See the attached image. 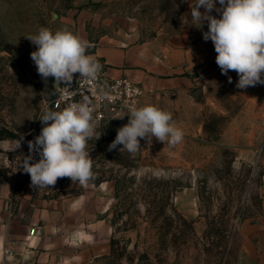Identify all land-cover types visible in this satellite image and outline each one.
<instances>
[{"label":"rangeland","instance_id":"obj_1","mask_svg":"<svg viewBox=\"0 0 264 264\" xmlns=\"http://www.w3.org/2000/svg\"><path fill=\"white\" fill-rule=\"evenodd\" d=\"M187 10V0H0V226L12 222L3 252L35 226L64 247L69 264H258L244 230L264 222V84L237 88L235 71L221 74L211 40L206 54L192 56L185 82L157 77L137 105L170 111L183 131L177 145L153 137L135 154L123 145L109 151L128 111L97 122L87 186L64 177L35 190L19 167L44 126V99L55 95L29 73L37 48L26 37L41 27L83 31L87 53L100 41L166 43L192 22Z\"/></svg>","mask_w":264,"mask_h":264},{"label":"clouds","instance_id":"obj_2","mask_svg":"<svg viewBox=\"0 0 264 264\" xmlns=\"http://www.w3.org/2000/svg\"><path fill=\"white\" fill-rule=\"evenodd\" d=\"M216 2L191 0L192 25L203 29L207 21L208 30L203 32V39L212 41L221 74L237 73V88L264 84V0H219L218 8ZM214 9L221 14L220 18L211 14ZM26 38L36 45L37 50L30 55L38 75L45 82L53 77L55 84L65 83L69 88L67 85L74 74L79 73V80L96 81L102 71V65L87 53L91 47L89 42L67 28L53 32L41 27L37 34ZM228 80L232 82L230 76ZM106 95L101 89L97 99L102 100ZM95 107L92 99L85 95L81 101L70 103L61 111L44 109L39 118L44 126L34 141L28 142L30 154L23 159L17 158L19 167L30 175V187L35 190L50 188L64 177L87 186L94 179L93 159L87 142L94 137L98 140L101 135L96 132ZM127 115L128 123L117 129L109 151L123 145L120 151L135 154L141 151V139L151 144L154 137L169 146L183 139V131L176 126L170 111L146 104L131 107ZM20 146L19 139L10 150ZM34 152L40 158L31 162Z\"/></svg>","mask_w":264,"mask_h":264},{"label":"crops","instance_id":"obj_3","mask_svg":"<svg viewBox=\"0 0 264 264\" xmlns=\"http://www.w3.org/2000/svg\"><path fill=\"white\" fill-rule=\"evenodd\" d=\"M190 2L191 0H187L188 16L190 15ZM216 7H220L219 0L216 2ZM200 11L203 12L204 9L201 8ZM192 24L193 21L184 27L178 40L166 43L152 40L123 44L100 41L88 54L104 62L112 76L127 75L142 83L144 87H150L157 77H162L170 85L183 83L187 78L186 73H190L193 69L192 56L207 52L206 43L208 41L203 39V33L199 35L200 31L208 30L207 22H204L203 29ZM78 34L87 40L83 31H79ZM28 70L44 90L58 89L59 83L55 84L52 77H49L46 82L42 80L34 62L29 65ZM5 189L4 183L0 182V219L3 215L2 203ZM11 223L6 228L0 226V264L5 260L9 264H69L73 261L72 257L67 258L63 255L64 247L62 248L56 242L45 240V232L35 226L24 229L20 234V239L14 240L10 245L15 252L14 256L4 255L3 248L9 244L8 240L12 236ZM34 227L36 232L31 235L30 231ZM244 247L250 257L256 258L258 264H264V222L245 228Z\"/></svg>","mask_w":264,"mask_h":264},{"label":"built area","instance_id":"obj_4","mask_svg":"<svg viewBox=\"0 0 264 264\" xmlns=\"http://www.w3.org/2000/svg\"><path fill=\"white\" fill-rule=\"evenodd\" d=\"M102 71L96 81L79 80V73L74 74L69 88L65 83L59 84L55 95L44 99V108H51L55 111L63 110L68 104L79 102L83 96L92 99L96 106L94 117L96 122L110 120L120 117L129 111L131 107H137L144 95V86L127 75L112 76L108 66L101 61ZM101 89L107 94L102 100H98ZM36 228H32L31 235H34ZM6 256L13 255V250L6 247L3 252ZM1 264H9L7 260Z\"/></svg>","mask_w":264,"mask_h":264},{"label":"trees","instance_id":"obj_5","mask_svg":"<svg viewBox=\"0 0 264 264\" xmlns=\"http://www.w3.org/2000/svg\"><path fill=\"white\" fill-rule=\"evenodd\" d=\"M49 91H56V90H49Z\"/></svg>","mask_w":264,"mask_h":264}]
</instances>
